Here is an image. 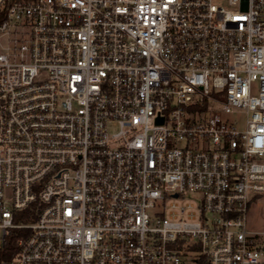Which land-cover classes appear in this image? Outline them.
Listing matches in <instances>:
<instances>
[{"label":"built area","instance_id":"obj_1","mask_svg":"<svg viewBox=\"0 0 264 264\" xmlns=\"http://www.w3.org/2000/svg\"><path fill=\"white\" fill-rule=\"evenodd\" d=\"M260 203L264 0H0L1 264H264Z\"/></svg>","mask_w":264,"mask_h":264},{"label":"trees","instance_id":"obj_2","mask_svg":"<svg viewBox=\"0 0 264 264\" xmlns=\"http://www.w3.org/2000/svg\"><path fill=\"white\" fill-rule=\"evenodd\" d=\"M24 234L22 229H14L6 237V242L0 247V264L3 261L11 260L19 249V239ZM199 264H207L203 259Z\"/></svg>","mask_w":264,"mask_h":264},{"label":"rangeland","instance_id":"obj_3","mask_svg":"<svg viewBox=\"0 0 264 264\" xmlns=\"http://www.w3.org/2000/svg\"><path fill=\"white\" fill-rule=\"evenodd\" d=\"M217 2H222L223 0H216ZM245 118L243 116L238 117V122L240 126H244ZM249 222L250 225L257 229L264 230V203L255 204L251 207L249 211ZM264 257V254L262 255Z\"/></svg>","mask_w":264,"mask_h":264}]
</instances>
